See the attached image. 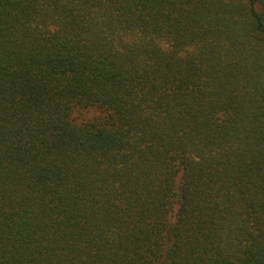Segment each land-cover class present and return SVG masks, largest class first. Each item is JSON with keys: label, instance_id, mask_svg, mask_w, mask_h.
Instances as JSON below:
<instances>
[{"label": "trees", "instance_id": "1", "mask_svg": "<svg viewBox=\"0 0 264 264\" xmlns=\"http://www.w3.org/2000/svg\"><path fill=\"white\" fill-rule=\"evenodd\" d=\"M0 264H264V0H0Z\"/></svg>", "mask_w": 264, "mask_h": 264}]
</instances>
